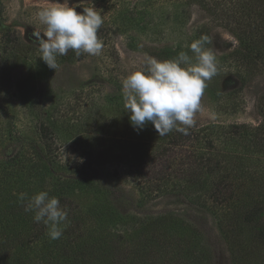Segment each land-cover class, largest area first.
<instances>
[{"label": "trees", "instance_id": "obj_1", "mask_svg": "<svg viewBox=\"0 0 264 264\" xmlns=\"http://www.w3.org/2000/svg\"><path fill=\"white\" fill-rule=\"evenodd\" d=\"M184 3L200 7L209 23L226 29L235 39L227 59L241 90L256 73L264 74V0ZM202 32L208 37L207 31ZM2 42L0 70L16 60L36 79L50 71L38 58L25 59L16 40L5 36ZM152 51L161 61L177 56L167 46ZM74 60H80L74 51L57 57V63ZM230 95L215 93V102L229 100ZM23 101L34 114L37 105L32 99ZM257 109L261 121L256 127L216 126L215 133L190 127L187 134L173 130L164 136H158L150 122L143 130H134L124 109L118 131L146 146L140 145L138 154H132L137 149L131 142L110 147L112 142L101 140L89 147L116 153L94 155L90 150L91 164L115 162L130 168L141 205L160 194L183 196L211 215L231 264H264V94ZM59 128L48 119L38 125L35 138L7 129L6 137L19 150L0 161V264H212L211 244L196 227L170 215L141 218L120 213L109 198V189L90 175L91 166L72 162L68 169L72 176L61 177L57 164L47 156L48 134L60 133ZM177 149L187 159L184 168L176 158ZM39 191L59 198L68 211L59 239H50L48 228L34 222V213L24 210L27 201L19 199L20 193L30 197Z\"/></svg>", "mask_w": 264, "mask_h": 264}, {"label": "rangeland", "instance_id": "obj_2", "mask_svg": "<svg viewBox=\"0 0 264 264\" xmlns=\"http://www.w3.org/2000/svg\"><path fill=\"white\" fill-rule=\"evenodd\" d=\"M64 2L77 7L78 12L94 7L101 13L103 27L97 33L103 42L101 53L95 56L82 53L80 60L61 61L41 79H36L26 65L16 60L1 66L0 161L19 150L18 144L6 137L7 129L15 135L35 138L34 131L37 132L40 123L55 121L61 127L60 133L48 134L47 156L61 166L57 167L61 177L72 176L68 172L72 162L91 166L90 175L102 188L109 189V198L120 213L141 218L170 215L191 224L211 244L212 264H231L216 234L215 222L205 209L183 196L167 193L139 204V193L130 176L132 170L115 162L92 165L90 150L94 155L98 151H108L109 155L116 151L91 148L89 144L108 140L111 147L125 140L136 147L132 154H138L140 145L146 146L133 135L122 136L118 126L122 123L119 114L125 109L122 80L145 67L146 59L155 54L153 48L167 46L171 52L185 51L191 56L190 44L200 39L202 31H207L209 40L204 46L215 54L220 77L215 75L206 82L200 109L193 117L194 129L209 128L215 133L216 126L259 125L257 106L264 94V74L256 73L241 90V84L233 77L236 70L227 59L236 46L235 39L226 29L209 23L200 7L187 6L184 0H0V43L9 36L20 44L25 59L43 61L31 36L34 30L43 31L45 27L38 12ZM215 93L232 97L220 98L217 104ZM25 98L37 105L32 115L23 101ZM175 153L184 168L187 159H183L178 149Z\"/></svg>", "mask_w": 264, "mask_h": 264}, {"label": "clouds", "instance_id": "obj_3", "mask_svg": "<svg viewBox=\"0 0 264 264\" xmlns=\"http://www.w3.org/2000/svg\"><path fill=\"white\" fill-rule=\"evenodd\" d=\"M38 19L44 30H34L31 36L39 49V58L49 68L55 70L57 57L69 51L77 56L101 53L103 42L97 33L103 19L94 7L78 12L68 2L57 3L40 10ZM208 40L207 36H201L193 41L189 46L191 56L180 51L170 60L148 57L144 68L122 80L124 107L134 130H143L150 122L158 136L173 130L187 134L194 114L200 109L206 82L218 72L215 54L204 46ZM19 199L27 201L24 210L34 213V222H42L48 228L50 239L62 236L61 226L68 218V211L61 206L59 198L39 191L30 197L20 193Z\"/></svg>", "mask_w": 264, "mask_h": 264}]
</instances>
